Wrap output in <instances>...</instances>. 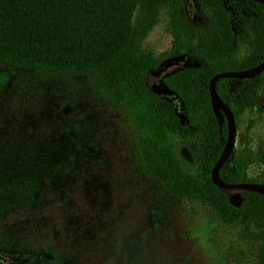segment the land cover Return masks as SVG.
Returning <instances> with one entry per match:
<instances>
[{
    "label": "trees",
    "instance_id": "16d2710c",
    "mask_svg": "<svg viewBox=\"0 0 264 264\" xmlns=\"http://www.w3.org/2000/svg\"><path fill=\"white\" fill-rule=\"evenodd\" d=\"M164 11L173 37L165 61L191 60L164 77L177 102L158 96L148 83L160 62L144 43ZM263 61L264 4L251 0H0V68L89 75L95 92L131 122L139 171L175 202H198L224 222L243 223L246 238L256 243L255 264H264V195L243 194L245 201L236 208L213 183L228 126L224 113L217 116L212 108L210 82L220 72L247 70ZM262 87L264 72L217 83L237 126L246 111L259 105ZM183 143L197 152L195 166L179 157ZM251 161L235 149L221 179L253 182L247 178ZM72 171L68 159L45 150L0 152L1 255L18 259L23 251H33L6 236L3 223L14 211L44 206L48 191L57 192ZM35 251L46 256L28 264H64V255L49 245Z\"/></svg>",
    "mask_w": 264,
    "mask_h": 264
},
{
    "label": "rangeland",
    "instance_id": "374dc122",
    "mask_svg": "<svg viewBox=\"0 0 264 264\" xmlns=\"http://www.w3.org/2000/svg\"><path fill=\"white\" fill-rule=\"evenodd\" d=\"M172 44L164 11L144 46L165 64ZM190 61L184 57L164 74ZM159 80L151 73L149 86L158 88ZM259 94V105L237 126L235 149L252 158L247 178L264 184V159H257L264 156V87ZM162 95L177 102L168 89ZM132 135L125 112L95 92L89 75L0 68V152L45 150L73 164L44 206L8 215L3 233L33 251L18 259L0 254V263L40 260L46 255L35 250L49 245L64 264H255L256 243L246 238L243 223L224 222L198 202L177 203L139 171ZM178 151L196 165L198 154L188 144ZM10 256L14 261L7 262Z\"/></svg>",
    "mask_w": 264,
    "mask_h": 264
},
{
    "label": "water",
    "instance_id": "95a60500",
    "mask_svg": "<svg viewBox=\"0 0 264 264\" xmlns=\"http://www.w3.org/2000/svg\"><path fill=\"white\" fill-rule=\"evenodd\" d=\"M254 2H259L264 4V0H251ZM180 60L173 59L166 61L164 64L161 63L158 69H162L167 71L169 68L178 64ZM264 72V61L259 65L247 69V70H240V71H229V72H220L216 74L211 82H210V94H211V104L215 114L218 116L221 112L224 113L227 119V126H228V133H227V140L226 144L223 148V151L219 157L218 162L214 166L212 171V180L213 183L222 191L224 194L229 196L230 203L236 207L240 208L245 201L243 194L246 193H257L264 195V184L262 183H241V184H228L225 183L221 177L220 172L221 169L224 167L226 162L230 159L232 153L236 147V140H237V123L235 116L230 109V107L224 103L217 91V83L219 80L223 78H238V79H248L254 78L256 76L261 75ZM167 89V88H166ZM2 256L0 255V260Z\"/></svg>",
    "mask_w": 264,
    "mask_h": 264
},
{
    "label": "flooded vegetation",
    "instance_id": "af4514ba",
    "mask_svg": "<svg viewBox=\"0 0 264 264\" xmlns=\"http://www.w3.org/2000/svg\"><path fill=\"white\" fill-rule=\"evenodd\" d=\"M179 68V67H178ZM151 73H155L158 77H159V81H160V86L158 87V88H151L150 86V88H151V91L152 92H154L155 94H157L158 96H162V97H164L163 95H162V93H164V88L166 89V86L164 85V77L168 74V73H166V74H164V70H162V69H156L155 71H153V72H151ZM150 73V74H151ZM150 74H149V76H150ZM148 83H149V77H148Z\"/></svg>",
    "mask_w": 264,
    "mask_h": 264
}]
</instances>
